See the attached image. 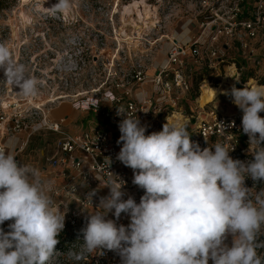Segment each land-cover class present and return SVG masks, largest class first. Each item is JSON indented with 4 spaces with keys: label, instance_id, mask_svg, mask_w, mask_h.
<instances>
[{
    "label": "clouds",
    "instance_id": "9594fccd",
    "mask_svg": "<svg viewBox=\"0 0 264 264\" xmlns=\"http://www.w3.org/2000/svg\"><path fill=\"white\" fill-rule=\"evenodd\" d=\"M69 7L70 0H58L51 9ZM0 70L23 96L37 94V79L27 75L3 44ZM223 94L243 113L241 126L252 160L233 159L229 153L234 147L229 150L220 142L202 149L179 121L167 120L161 131L146 135L147 126L136 115L117 108L123 118L116 160L133 170L132 183L144 194L137 203L132 195L124 199V181L105 184L109 194L96 207L103 211L89 214L80 230L84 244L79 252L70 251L69 258L80 261L108 250L119 255L121 264H264L257 251L264 248L258 240L264 188L253 197L252 187L245 184L246 178L253 185L264 184V117L259 115L264 112V85L240 89L233 84ZM233 126L234 121L228 125ZM47 191L39 169L0 150V225L12 221L8 231L0 227V264H47L56 252L65 214L53 207ZM96 194L92 189L86 201L92 204ZM122 214L129 219L127 226L117 223ZM229 235L231 246L225 242Z\"/></svg>",
    "mask_w": 264,
    "mask_h": 264
},
{
    "label": "rangeland",
    "instance_id": "374dc122",
    "mask_svg": "<svg viewBox=\"0 0 264 264\" xmlns=\"http://www.w3.org/2000/svg\"><path fill=\"white\" fill-rule=\"evenodd\" d=\"M134 1L70 0L69 8L54 11L51 7L58 0H15L0 8V44L10 50L16 63L25 66L27 75L38 81L37 94L25 97L19 88H13L4 80V72L0 70V116L4 117L5 127L13 125L14 114L20 113L21 121L28 127V115L39 117L41 111L47 110H50L51 120L67 117L64 125L68 131H78L88 120L101 123L97 114L75 108L72 104L75 95L80 94L76 102L78 108H82L93 101L90 98L100 97L109 90L120 94L123 88L117 85L136 91L141 85L132 82L131 70L144 60L145 51L152 54L151 61H162L168 38L181 35L180 39L187 42L198 34L199 24L212 19L216 11L220 14L242 3L241 0H206L207 4L202 0H138L136 6H131ZM258 47L262 57L264 35ZM229 55L235 57L238 80L242 84L251 81L264 85V58L258 63L251 60L246 63L248 58H244L235 42L227 52V62H230ZM151 61L144 64L147 75L154 71ZM226 65L218 78L207 68L196 76L190 73L191 88L185 97L191 105L179 104L182 109H188V118L198 105L196 100L203 82L209 86L210 96L209 93L205 96L202 105L217 93L216 98L207 102L208 107H215L221 113L238 108L229 95L223 94L225 88L230 89L228 83L217 91ZM59 103L63 104L57 107ZM26 132L28 129L21 131ZM55 141L53 134L32 137L20 154V163L30 164L40 171L41 159L36 150L44 147L48 153L55 147ZM258 240L264 241V228ZM225 242L231 246L232 240L227 238ZM257 251L264 255V248Z\"/></svg>",
    "mask_w": 264,
    "mask_h": 264
},
{
    "label": "built area",
    "instance_id": "2783aa9c",
    "mask_svg": "<svg viewBox=\"0 0 264 264\" xmlns=\"http://www.w3.org/2000/svg\"><path fill=\"white\" fill-rule=\"evenodd\" d=\"M241 1V5L236 3V7L226 9L220 14L216 11L212 19L201 22L198 34L192 36L191 40L184 42L174 37L168 38L165 57L157 64L154 60L151 61L152 54L145 51L144 60L134 65L131 70L132 82L141 85L136 91L132 87L124 88L122 84L117 85L123 88L120 94L109 90L100 97L90 98L93 101L82 108H78L76 102L80 94L75 95L72 103L75 108L97 114L101 123L88 120L87 125L78 131H68L64 125L67 117L51 120L50 110H47L41 111L39 117L28 115V127L21 121L20 113L14 114L13 125L5 127L4 117L0 116V150L9 151L5 140L28 129V132L23 133L25 138L22 145L11 151L18 162L20 154L27 144L29 145L32 137H45L47 134L56 137L55 147L48 153L44 147L36 150L41 163L57 169L58 183L47 184L43 180L42 182L53 201V207L60 214H65V226L58 237L60 242L47 264H121L119 255L108 250H104L105 254L102 256L97 253L91 254L92 256L86 254L80 261L71 259L68 255L70 251L81 250L84 241L80 230L86 226L89 214L103 211L96 207L100 197L109 194V188L104 187L105 184L112 180L124 181L122 189L126 193L124 199L132 195L137 203L144 194L143 189L132 183L133 170L116 160L122 146L116 143L120 136L118 124L123 118L117 115L118 107L133 116L136 115L141 124L147 126L146 135L161 131L169 116L177 114V118L168 121L186 124L191 139L199 143L202 149L220 142L229 150L234 147L229 153L233 159L242 161L253 159L248 154L249 138L242 131L243 113L239 108L221 113L215 107H208L207 103L205 106L198 104L188 118V109H182L179 105L181 102H187L185 95L191 88L190 73L196 76L207 68L215 73V78H218L220 71L225 70L223 66L227 64L225 74L228 67L233 66L238 79L239 69L235 66V57L229 55L230 62L226 61L227 52L234 42L242 49L244 58H248L246 63H249V60L258 63L264 58V55L259 56L258 47V42L264 35V0ZM202 3L207 4L206 0H202ZM150 61L151 66L154 65V71L152 75H147L144 64ZM244 63L245 60L242 61V64ZM145 84H150L149 91L144 90ZM259 115L264 117V112ZM37 117L40 119L37 120ZM233 121L235 126L228 127ZM40 130L43 133H39ZM205 139L209 144L205 143ZM107 157L111 158V165ZM245 184L249 188L252 187L253 197L257 191L264 188V184L253 185L251 178H246ZM92 189H97V194L92 198L91 204L86 201V197ZM108 218L115 219L111 213ZM10 223L12 221H6L0 227L8 231ZM117 223L127 226L129 219L122 214ZM228 238L232 240L230 235Z\"/></svg>",
    "mask_w": 264,
    "mask_h": 264
},
{
    "label": "crops",
    "instance_id": "0c3cea01",
    "mask_svg": "<svg viewBox=\"0 0 264 264\" xmlns=\"http://www.w3.org/2000/svg\"><path fill=\"white\" fill-rule=\"evenodd\" d=\"M180 36L181 35H179L178 37H175V38L177 40L182 41L180 39ZM184 40H185V38H184ZM157 58H158V56H157ZM160 61H161V59H160ZM160 61H156L155 63L157 64ZM144 88H145L144 90H146V91H149L151 89L150 86L147 85V84L144 85ZM187 102H188L189 105H191V101L188 100ZM62 104L63 103H59L57 105V107L59 105H62ZM24 138H25V134L19 133L18 135L14 136L13 138L6 139L5 140V144H6L7 148H8V150L11 152L16 147H20L22 145V143H23ZM40 163H41V161L39 162V164ZM40 165H41V167H40L41 169L39 171L40 172V179L43 180V182H45L47 184H54L55 182H57V183L59 182V180L56 178L57 169L52 168V167H50V166H48L47 164H44V163H41Z\"/></svg>",
    "mask_w": 264,
    "mask_h": 264
},
{
    "label": "bare ground",
    "instance_id": "6f19581e",
    "mask_svg": "<svg viewBox=\"0 0 264 264\" xmlns=\"http://www.w3.org/2000/svg\"><path fill=\"white\" fill-rule=\"evenodd\" d=\"M21 1H22V2H25V1H28V0H21ZM137 3H139V1H138V0H135V1L131 4V6H136ZM139 18H141V15H140ZM226 83H229L231 86H232L233 84H235V86H236V83H237V74H236V71H235V69H234L233 66H229V67H228V71H227V73L224 74V77H222V78L220 79V83H219V86H218V88H217V91L223 89L222 87H223V85L226 84ZM202 84H203V86H202V88H201L200 96L198 97V100H196L197 103H198L200 106H204L207 102H211V100H213L214 98L217 97V93H216V94L212 95L211 98H208V99H207V102H205V104L202 105V104L204 103V100H205L204 98H205V96H206V95L209 93V91H210V88H209V86L206 84V82H203ZM246 84H247L248 86H250V87L257 86V84H255L254 82L248 81V82H245L244 84H242V88H243ZM242 88H240V89H242ZM225 90H227V89L225 88ZM208 96H210V93L208 94ZM225 96H226V95H225ZM177 117H178V115H177V114H174L173 116L169 117L168 120H172V119H175V118H177Z\"/></svg>",
    "mask_w": 264,
    "mask_h": 264
},
{
    "label": "trees",
    "instance_id": "16d2710c",
    "mask_svg": "<svg viewBox=\"0 0 264 264\" xmlns=\"http://www.w3.org/2000/svg\"><path fill=\"white\" fill-rule=\"evenodd\" d=\"M10 1H15V0H0V8H2L4 5H6ZM246 79L244 78L243 81Z\"/></svg>",
    "mask_w": 264,
    "mask_h": 264
},
{
    "label": "water",
    "instance_id": "95a60500",
    "mask_svg": "<svg viewBox=\"0 0 264 264\" xmlns=\"http://www.w3.org/2000/svg\"><path fill=\"white\" fill-rule=\"evenodd\" d=\"M236 87H237V88H242V84L237 82V83H236Z\"/></svg>",
    "mask_w": 264,
    "mask_h": 264
}]
</instances>
